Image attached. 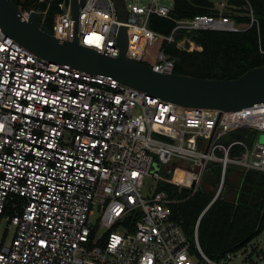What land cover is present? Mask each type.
Wrapping results in <instances>:
<instances>
[{"label": "built area", "instance_id": "obj_1", "mask_svg": "<svg viewBox=\"0 0 264 264\" xmlns=\"http://www.w3.org/2000/svg\"><path fill=\"white\" fill-rule=\"evenodd\" d=\"M11 1L22 20L37 14L46 26L56 0ZM243 1L246 26L222 16L173 19L172 6L158 0H124L121 8L115 0H83L79 44L116 58L124 26L128 59L175 74L164 49L145 63L150 47L173 43L179 32L256 27L259 37V20ZM73 3L57 2L49 29L58 40H74ZM153 16L174 22L169 35L150 28ZM189 43L188 52L202 50ZM261 135L264 104L235 112L176 106L111 77L48 62L0 28V222L15 227L12 240L0 243V264H264V254L259 262L246 254L251 243L212 259L198 238L202 216L229 194V174L240 180L264 174ZM214 168L219 183L210 184L213 197L192 242L172 217L180 200L162 187L186 190L189 198L205 188ZM149 178L156 189L144 195Z\"/></svg>", "mask_w": 264, "mask_h": 264}, {"label": "trees", "instance_id": "obj_2", "mask_svg": "<svg viewBox=\"0 0 264 264\" xmlns=\"http://www.w3.org/2000/svg\"><path fill=\"white\" fill-rule=\"evenodd\" d=\"M36 0H25L26 6H32ZM56 0L50 9L45 25L51 28L53 15L58 11ZM259 20L260 36L256 27L239 33L203 31L186 34L179 32L173 43L157 41L148 50L145 63L155 60L157 53L164 49L175 61V73L200 79L233 80L246 72L264 66V0H248ZM231 5L244 7V15L234 20L239 26L248 25L243 0H228ZM18 5V2L15 1ZM243 12V11H241ZM213 16L214 4L208 0H174L171 10L173 19H185ZM150 28L160 34L169 35L174 27L170 19L153 16ZM202 47L201 51L188 52L177 48V43L185 38ZM189 46V42H186ZM220 172L214 168L206 181L217 187ZM234 196H223L202 216L199 228V243L204 253L219 259L227 252L238 251L250 244L264 231V174L249 172L239 186L231 181ZM172 198L180 200L172 207V217L180 224L187 238L193 242L194 228L203 210L210 203L213 192L201 189L194 196L187 198L186 190L178 191L175 187H162Z\"/></svg>", "mask_w": 264, "mask_h": 264}, {"label": "water", "instance_id": "obj_3", "mask_svg": "<svg viewBox=\"0 0 264 264\" xmlns=\"http://www.w3.org/2000/svg\"><path fill=\"white\" fill-rule=\"evenodd\" d=\"M74 0V40L56 39L52 31L33 14L22 20L11 0H0V28L19 44L48 62L68 65L94 76L111 77L123 85L183 108L235 112L264 104V66L233 80L200 79L181 74L155 72L151 67L127 58L129 36L126 27L118 33L116 58L79 44V8ZM158 168V165H156Z\"/></svg>", "mask_w": 264, "mask_h": 264}, {"label": "rangeland", "instance_id": "obj_4", "mask_svg": "<svg viewBox=\"0 0 264 264\" xmlns=\"http://www.w3.org/2000/svg\"><path fill=\"white\" fill-rule=\"evenodd\" d=\"M115 1L117 2L118 5L119 4L122 5V1L124 0H115ZM151 1L152 0H125V3L126 5L135 4V3L149 4ZM173 2L174 0H158V3L169 6V7L173 5ZM214 11L218 13V16H222L223 18H231L233 20L239 15L245 16L244 7L232 8L226 4L225 0H220L218 3L214 4ZM186 42H190V40L186 39L185 37L177 43V48L188 51V49L191 46H190V43H189V46H187ZM194 51H197V50L194 49ZM258 141L261 143H264V136L263 135L258 136ZM229 173H232V170H229ZM208 176H210V174ZM228 181H231V183L233 182L237 187L240 184L239 183L240 177L236 176V174L234 175L229 174ZM230 185L231 184L229 182V184H227L226 186L227 188H229L228 193L229 191H232V190L234 191L235 189V188L233 189L232 187H230ZM205 188L210 190V183L207 182L205 185ZM155 189H156V181H154L152 178H149L146 181L143 194L148 195L150 192H153V190ZM14 230H15V227L13 225H11L5 220H2L0 222V243L2 242L9 243L12 240V237L14 235ZM246 254L251 256V259L253 262H259L258 256H261L262 254H264V231L251 242ZM233 264H240V263L239 261H235Z\"/></svg>", "mask_w": 264, "mask_h": 264}, {"label": "crops", "instance_id": "obj_5", "mask_svg": "<svg viewBox=\"0 0 264 264\" xmlns=\"http://www.w3.org/2000/svg\"><path fill=\"white\" fill-rule=\"evenodd\" d=\"M120 8L123 6V1H122V5H118ZM232 190V189H231ZM233 190L232 191H229V194L227 195V196H231V197H233L234 196V194H233ZM235 193V192H234Z\"/></svg>", "mask_w": 264, "mask_h": 264}]
</instances>
